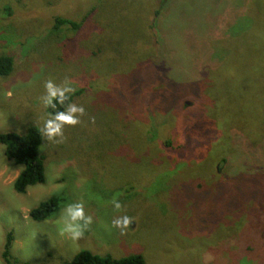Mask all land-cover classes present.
Instances as JSON below:
<instances>
[{
    "label": "rangeland",
    "instance_id": "obj_1",
    "mask_svg": "<svg viewBox=\"0 0 264 264\" xmlns=\"http://www.w3.org/2000/svg\"><path fill=\"white\" fill-rule=\"evenodd\" d=\"M58 17L87 18L73 30ZM1 55L14 69L0 75V132L43 128L48 80L70 81L85 111L62 139L44 136L46 182L24 194L0 143V264L10 233L32 264L82 250L264 264V0H0ZM52 195L84 203L80 240L61 234V209L31 219Z\"/></svg>",
    "mask_w": 264,
    "mask_h": 264
},
{
    "label": "trees",
    "instance_id": "obj_2",
    "mask_svg": "<svg viewBox=\"0 0 264 264\" xmlns=\"http://www.w3.org/2000/svg\"><path fill=\"white\" fill-rule=\"evenodd\" d=\"M86 18L81 22H75L67 18L58 17L56 19V27L69 26L73 30H77L82 27ZM13 69V58L11 56L1 55L0 75L8 76L12 73ZM244 69L247 73L248 71L252 72V70H254L260 75L259 67L252 69L249 66H245ZM74 97L75 94H72L68 102L72 103ZM57 109L63 110L64 106L57 105ZM49 111L54 113L55 110L49 108ZM43 141L44 136L42 135L41 129L36 125H31L24 134L16 132H0V143L5 145L6 156L16 164L24 167L14 182L15 190L18 193L24 194L29 187L44 184L46 182V158L40 153ZM181 146L184 147L182 144ZM225 160L226 159L223 161ZM62 202L63 199L61 197L52 195L31 209V219L37 222H42L53 218L61 209ZM13 241L14 236L10 233L2 254L5 262L7 264H32L30 262L22 261L13 255ZM63 264H147V262L145 257L141 254H132L123 258H114L110 255L101 256L93 254L88 250H82L74 258L65 261Z\"/></svg>",
    "mask_w": 264,
    "mask_h": 264
},
{
    "label": "clouds",
    "instance_id": "obj_3",
    "mask_svg": "<svg viewBox=\"0 0 264 264\" xmlns=\"http://www.w3.org/2000/svg\"><path fill=\"white\" fill-rule=\"evenodd\" d=\"M75 91L70 81L60 85L52 80L45 83V94L41 97L42 103L45 108L55 110L54 113H49V118L41 129L42 135L46 136L48 140L62 139L66 125H77L81 122L80 117L84 114L85 109L75 103L68 102ZM57 105L64 106V109L58 110ZM112 203L116 209L121 208L117 199L114 198ZM132 222V218L124 216L113 220L112 224L123 230L129 228ZM57 223L60 226L61 234H67L75 242L84 236L86 230L93 223V218L86 213L83 202H69L61 209Z\"/></svg>",
    "mask_w": 264,
    "mask_h": 264
},
{
    "label": "crops",
    "instance_id": "obj_4",
    "mask_svg": "<svg viewBox=\"0 0 264 264\" xmlns=\"http://www.w3.org/2000/svg\"><path fill=\"white\" fill-rule=\"evenodd\" d=\"M163 68H165V69H166L167 67H163Z\"/></svg>",
    "mask_w": 264,
    "mask_h": 264
}]
</instances>
